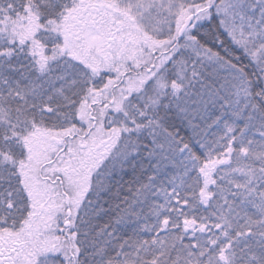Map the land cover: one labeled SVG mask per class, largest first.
Returning <instances> with one entry per match:
<instances>
[{"label": "snow or ice", "instance_id": "1", "mask_svg": "<svg viewBox=\"0 0 264 264\" xmlns=\"http://www.w3.org/2000/svg\"><path fill=\"white\" fill-rule=\"evenodd\" d=\"M0 264H264V0H0Z\"/></svg>", "mask_w": 264, "mask_h": 264}]
</instances>
